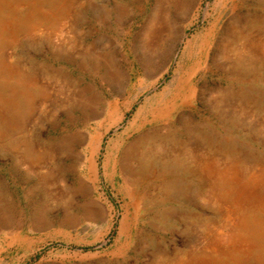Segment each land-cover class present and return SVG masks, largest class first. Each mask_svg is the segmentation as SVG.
Masks as SVG:
<instances>
[{"label": "rangeland", "instance_id": "374dc122", "mask_svg": "<svg viewBox=\"0 0 264 264\" xmlns=\"http://www.w3.org/2000/svg\"><path fill=\"white\" fill-rule=\"evenodd\" d=\"M251 20L264 0H0V264H173L206 235L264 264V208L233 229L215 202L264 169Z\"/></svg>", "mask_w": 264, "mask_h": 264}, {"label": "bare ground", "instance_id": "6f19581e", "mask_svg": "<svg viewBox=\"0 0 264 264\" xmlns=\"http://www.w3.org/2000/svg\"><path fill=\"white\" fill-rule=\"evenodd\" d=\"M238 21L239 20H235L234 26H232L233 28L232 33L234 34L236 31L237 33H239V31L236 30V28L240 26L239 23H237ZM250 22L251 23L249 24L250 25L249 28L252 31L256 32L257 35L255 36L248 35L247 37H245V49L248 55L243 57V59L241 60L235 61V63H231L233 64L234 69L238 65H244V64L248 65L249 62L254 63L261 59L264 60V54L261 55L260 53V50L264 49V25L260 26L259 24H257L256 21H253V20H251ZM159 30H160V27H159ZM91 108L94 113L96 114L100 113L99 108L97 107L93 108L92 106ZM107 114H110V112ZM118 121L119 119L117 120V118L112 119L110 120L109 124H115ZM192 138L197 139V140L194 139L195 142H197L198 140L204 141L206 137L203 138L200 135H196V136H193ZM79 140L81 141L82 144L83 143L86 144L83 150L87 148L88 150L90 149L92 150V154L95 152L96 145H94L95 144L94 134H90L89 132H86L84 133V135L83 134L80 135ZM165 140H166L165 142H168L169 145L174 142L173 139L170 137H166ZM169 147L171 148V146ZM170 148L167 149L168 152H171ZM83 160H86V156L84 155H83ZM200 165L203 168L205 164L202 162L200 163ZM221 179H222L221 181L223 185L227 186L230 183H236V184L235 186H233L232 189L225 192L226 194L231 195L232 203L230 205L226 204L225 199L220 200L219 198H216L217 201L215 202H219L223 206V211L220 214L227 220L228 223H230L229 224L230 226H233V229L236 227H239L240 225L243 226V224L241 223L242 218L239 215H237L236 211H238L239 209L240 210H245V209L255 210L261 207L264 208V169H260L258 173H255L246 179L240 177L235 171L231 172L228 176L222 177ZM253 245H254L253 243H249V242L247 243L246 241L239 242L238 238H236L235 241L231 244V246L227 247L226 250H223V249L221 250L219 249V246H216L213 239H211L209 235H206L201 240L198 246L195 245L194 247L190 248L187 252H184V255H185L184 259H179V260L177 259L173 264H248L249 260L251 258H254V255H255L254 250H253L254 249Z\"/></svg>", "mask_w": 264, "mask_h": 264}]
</instances>
